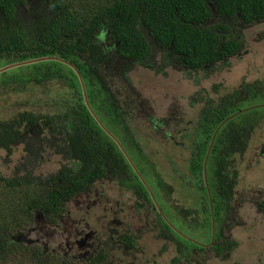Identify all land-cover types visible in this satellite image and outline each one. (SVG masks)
Masks as SVG:
<instances>
[{"label": "trees", "instance_id": "16d2710c", "mask_svg": "<svg viewBox=\"0 0 264 264\" xmlns=\"http://www.w3.org/2000/svg\"><path fill=\"white\" fill-rule=\"evenodd\" d=\"M99 1L83 0V4L74 5L70 0H0V69L45 57H56L75 65L84 78L91 106L98 117L123 143L145 180L155 182L151 183L155 184L153 192L167 218L180 233L201 243L210 242L212 215L206 188L203 185L202 224L197 223L199 219L194 223L189 221L199 213L192 210L193 207L178 209L168 206L173 188L164 183L156 165L136 141L129 115L116 103L109 79L102 72L103 63L112 62V58L99 36L105 30L108 42L119 44L115 53L126 62L121 71L125 80L134 66L148 65L158 49L164 57L161 74L166 68H174L184 78L199 84L201 78L208 77L207 70H215L217 63L228 65L229 61L224 60L243 52L242 28L264 23V0ZM28 67L32 72L24 76L15 73L12 78L9 73L2 75L6 79L3 84L42 87L60 83L74 92L72 105L58 115L26 110L17 112L9 120L0 119V150L12 156L15 147L25 145L27 157L31 160L38 157V161L46 150H50L67 164L57 174L46 177L30 170H19L17 177L12 179L0 174V264H13V256H16L15 264H77L63 256L58 263L53 262L47 255L46 240L41 247L28 245L27 250L32 249L35 257L27 258L24 252L18 255L22 244L15 236L23 235L26 230L18 221L19 216L26 219L42 216L49 223L56 224L62 216L68 215L70 205L77 198L109 178L131 191L143 207L150 208L151 205L155 212L157 210L149 191L123 152L86 107L74 70L59 62ZM200 74H204L203 77ZM127 82L131 85L130 80ZM218 103L214 100L205 103L200 120L190 134L192 156L189 170L200 181H203L204 162L213 135L224 121L244 108L239 92ZM261 114V110H254L231 120L215 139L207 165L217 226L222 220L218 214L227 204L226 197L232 194L226 181V164L233 157L232 135L239 134L238 131L252 133L259 122L256 116ZM19 207L24 210L12 213L10 217L14 219L13 227L5 215ZM176 209L179 211L175 212ZM157 216L169 235V242L180 255L175 262L184 259L186 264L193 263L197 254L205 253V248L187 240L159 214ZM199 229L205 233L198 239L196 231ZM217 233L222 239L223 231L216 230ZM114 238L118 239L117 243L121 241L130 248L136 247L140 241L136 234L124 232L109 235L111 242ZM226 245L229 247L230 244ZM93 251L95 254L87 262L83 260L84 264L111 262L108 249ZM45 256L50 259L45 260Z\"/></svg>", "mask_w": 264, "mask_h": 264}, {"label": "rangeland", "instance_id": "374dc122", "mask_svg": "<svg viewBox=\"0 0 264 264\" xmlns=\"http://www.w3.org/2000/svg\"><path fill=\"white\" fill-rule=\"evenodd\" d=\"M105 1L108 0L99 2ZM70 2L74 5L83 4V0H70ZM242 34L245 46L243 52L232 58L228 65L217 63L216 69L208 74L207 78H201L198 81L199 84L184 78L182 73L174 68L165 70L163 75H157L155 69L162 63V54L158 49L154 51L149 62L150 65L147 67L134 66L129 73L134 86L131 92L133 93L132 97L131 90L123 78L120 80L115 77L114 85L111 84L114 94L121 93L120 102H125L127 95L135 103L126 107L130 114L134 137L156 165L162 179L174 188L173 205L184 209L193 207L192 210L199 212L198 215H194L195 219H189L193 223L199 219L197 223L202 224L200 215L203 212V204L194 192H189L191 189L188 187L194 185L189 180L192 178L189 170L191 140L186 145L184 144V149H180L172 141L156 138L151 131L148 118L145 115L142 116L143 110L146 112L147 110H157L155 117L160 118L163 113L158 109V105L163 101L167 102L170 117L176 116L177 111L182 113L183 109L186 119L190 122L191 134L199 120L201 109L208 99L219 102L220 97L222 99L226 95L230 96L235 89L240 92L242 87L246 91L248 86L246 84H253L256 81L259 86L264 88L262 81L264 76V23L244 27ZM117 65L120 66L121 63L118 61ZM151 65L157 67L154 68ZM30 72H32V68L24 67L4 74L9 73L12 78L14 73L20 77ZM4 74L0 75L2 84L6 81L2 78ZM203 75L200 74L201 77ZM109 80L112 83L111 79ZM2 84L0 85L1 120H9L17 112L26 110L39 111L45 115H58L64 113L72 105L73 92L60 83H57L58 85L50 83V85L42 87L34 84L8 83L5 86ZM242 106L251 105L247 101H243ZM261 113H264V110H261ZM176 140L181 142L179 139ZM263 147L264 119L255 129L249 145L250 149L244 159L242 160L240 157L235 159L238 175L235 206L239 201L242 202V205H247L245 200L255 204L257 196L261 194L260 189H264V157L261 156ZM15 148L12 156L0 150V174L6 178L17 177L19 170L21 172L24 170L34 171L43 177L51 176L57 174L67 164L62 157L56 156L50 150H46L43 158L38 161V157H35V160L27 157L25 145ZM256 155L261 160L259 167H255ZM178 179L181 182L178 183ZM101 183L96 184L88 194L77 198L70 205L68 215L62 216L56 224L49 223L42 216L35 215L32 219L19 216L18 221L20 224H24L26 230L23 235L15 236L22 244V248L18 249L17 254L24 252L27 258L35 257L32 249L27 250L28 245L29 247H41V243L46 240L47 255L51 256L55 263L66 257L76 261L77 264H84L95 254L94 249L106 248L110 250L111 262L109 264H186L184 259L181 262H175V259L180 257L175 246L171 244L166 249L164 247L166 243L158 238L157 226L154 223L156 213L152 208H148L147 211L140 210L142 202L118 182ZM209 206L210 211L213 209V215H215V208L210 200ZM23 210L22 207H19L6 214V221L14 227V219L10 218L12 213ZM246 215L251 216L255 230L251 227L243 233L244 230L240 228H244L245 223L242 225L238 223L236 226L230 220H227L226 223L229 233L236 228L240 229L235 231L233 237L239 243L234 254L225 259L226 261H221L214 259L212 253L208 251L202 255L197 254L193 264H260V261H264V221L260 222L256 210L252 214L244 211L234 215L233 220L241 219ZM125 225L135 233L139 231L136 235L140 241L132 250H112L113 246L108 244L109 235H112L113 232L123 233ZM150 225L152 230L149 228ZM204 233V230L196 231V234H199L198 238H201ZM256 241H260L261 247L255 245ZM15 257L12 258L13 264H15ZM49 259L45 256V260Z\"/></svg>", "mask_w": 264, "mask_h": 264}, {"label": "flooded vegetation", "instance_id": "af4514ba", "mask_svg": "<svg viewBox=\"0 0 264 264\" xmlns=\"http://www.w3.org/2000/svg\"><path fill=\"white\" fill-rule=\"evenodd\" d=\"M99 39L101 40L102 46L105 49H107V51L109 52V54L111 55V58H112V62L107 61V62L103 63L102 72H103V74H105V76L108 79H111L112 83H110V80H109L110 85L111 84L114 85V78L115 77L119 78L120 80H121V78L124 79V77L121 74V71H122V68L125 66L126 62H124L122 59H120V57L118 55H116L115 52H116V49L119 46V44L111 45L108 42L109 41V37L105 35V31L102 32V34L99 36ZM161 58H162V63L158 66L157 69H155V72L159 76L161 75V72H162L161 70L163 69V62H164V57L162 56ZM151 59H152V57H151ZM118 61L121 63L120 66L117 65ZM148 65H146V67ZM139 66H142V65H139V64L136 65V67H139ZM151 67L156 68L157 66L151 65ZM111 75L113 77H110ZM127 79L130 80L131 85H129V83L127 82ZM127 79L126 80L124 79V80H125V82L127 83L128 87L131 90L130 94H131V97H132L133 93H131V92H132L134 86L132 84V80H131L129 74L127 75ZM262 81L264 83V76H263V80ZM246 85H248L246 91H244L243 90L244 87H242L241 91L239 93H240V96H241V101L242 102L243 101H247L248 103H250L251 106H248V107L247 106H243L244 108L240 112L235 114L237 116L234 119H232V120H235L238 117H240L241 115H244V114H246V113H248L250 111L264 110V88L258 85V81L254 82L253 84H249L248 83ZM3 86H5V85H3ZM249 87H251V89H249ZM66 89H67V87H66ZM237 93H238V90L235 89L234 93H231L230 96L236 95ZM114 95H115L114 97H115L116 103H118L119 105H121L125 109L124 112L127 113L129 115V118H130V114L127 112L128 109L126 107L132 106V105L135 104L133 102L132 98H128V96L126 95L125 96L126 100H125V102L122 103L119 100L121 93H117V94H114ZM73 96H74V92H73ZM226 96H224V97H226ZM219 99L222 100L221 97ZM89 101H90V99H89ZM217 104H220V103L217 102ZM181 108H183V107L181 106ZM158 109H160V111L163 113V116H161L160 118L155 117V113L157 112V110H155V111L147 110V112L143 110L142 116L145 115L148 118V121L150 122L151 131L154 133L156 138H160V139H163V140L168 141V142L172 141V142H174L176 144V146L178 148L184 149L186 143L188 141L190 142V140H191L190 130H189L190 122H189L188 119H186V115L184 113V110L182 109V113L180 111H177V115L176 116L172 115V117H170L169 115H171V114L168 111V105H167L166 101L161 102L158 105ZM248 109H252V110H249V111L245 112ZM200 114H201V112H200ZM256 118L259 119V122H258V124H259L264 119V113L261 114V115H257ZM199 120H200V116H199ZM230 121H228L225 125H227ZM255 129H254V131H255ZM254 131L252 133H250L249 135H248V133L240 132V131H238L239 134L235 133V134L232 135L233 157H231L228 160V162H227L228 164H226V167H227V170H226L227 180L226 181H228V184L230 185L232 194L230 196L226 197L227 204H226V206H222L223 210L220 212V214H218L220 216V218H222V220H219L218 226L216 225L217 221H216L215 215H213L214 216V224L216 226V230L223 231V238H222L223 240L219 239V237H217L218 233L216 234V232H215L216 237L213 238V233H212L211 241L210 242H206L205 241L206 243L203 242L202 244H201V242L190 238L191 240L195 241L196 243H198L200 245H203L204 246L203 248H205L207 250V251H205V253L210 251L212 253V255L214 256V259H219L221 261H226L225 259H227L231 254H234L236 252V250L238 249V247H239L238 241L233 238L234 235H235V231L236 230L242 229V230H244L243 233L246 232L247 230H249L251 227L253 228V230H255L253 222H252V219H251V216L246 215L245 217H242L241 219L233 220L234 215L240 214V213H242L244 211L246 213H248V214H252L256 210L258 212V219H260V222L264 221V210L262 209V204L264 203V189L263 188L260 189L261 190V192H260L261 194H259L257 196L258 199L255 201L256 205L254 204V202H249L248 200H245L244 202L247 205H242V202L239 201V202H237V204L235 206V196L237 194V189H238V175H237V172H236L237 171L236 170L237 169V162H236L235 159L237 157H240L242 160L244 159L245 155L247 154V152L250 149L249 145H250V142L252 141V138L254 136ZM175 135L178 136V137L175 138L174 137ZM176 139H179L181 142H179ZM208 151H209V149H208ZM208 151H207V154H208ZM211 152H212V150H211ZM191 156H192V153H191ZM261 156L264 157V147L262 148ZM206 158H207V155H206ZM205 161H206V159H205ZM260 164H261V160L256 155L255 167H259ZM204 165H205V162H204ZM210 176H211V174H209L208 165L206 166V168L204 166L203 167V181L195 179L194 175L191 174L192 178H190L191 179L190 182L193 183L194 185L193 186H188L187 185V186L191 189L190 191L192 193L194 192L195 195H197V197L200 200L204 201L203 200L204 199V197H203L204 195H203V189H202V187L204 185V187L207 190L208 199L209 200L211 199V201L213 203V195H212V191H211V188H210V179H209ZM205 179H206V183L208 184V187L206 186ZM221 180L222 179H221V176H220V181H219V179H217V181H219L221 183ZM263 180H264V178H263ZM110 182H117V181H111V178H109L108 180L104 179L102 181V183L99 182L98 184H100V183L104 184V183H110ZM179 182H181L180 179H178V183ZM147 183H148L149 187L153 191V188H154L155 184L151 185V183H155V182L153 180H151L150 182L147 181ZM164 183L166 185H168V187H169V184H167L165 181H164ZM93 188H91L90 191H92ZM159 193L161 194L162 191H159ZM149 195L151 197L150 192H149ZM173 195H174V188H173L172 194L170 195L171 200L168 201V206L169 207L173 205V201H172L173 200L172 199ZM209 196H210V198H209ZM213 205H214V203H213ZM141 206L143 207V205L140 204V207ZM173 206L177 207L178 209L180 208V206L175 205V204ZM150 208H152L151 205H150ZM144 209H145V211H147L148 208L143 207L141 210H144ZM178 209H176L175 212L179 211ZM203 209H204V207H203ZM162 211H163V209H162ZM155 213H156V218H155L156 220H155L154 223L157 226L158 238L163 240V242L166 243V245L164 247L167 249L171 245V242H169V240H168L169 235H168V233L166 231L163 230L162 225L160 224L159 218H158L157 215L159 214L160 217L163 218V220L166 222V224H168V222L158 212V210ZM163 214L165 215L164 212H163ZM166 218H167V216H166ZM167 219H168V221L170 223H172L174 225V223L172 221H170L169 218H167ZM227 220H230V222H232L235 226L238 223L241 224V225L245 223V227L244 228L241 227L240 229L236 228L233 231H231V233H229L228 232V228L226 226ZM212 225H213V222H212ZM126 228L127 227L125 225L124 233H126V234H129V233L138 234L139 233V231L135 233V232L132 231L131 228L128 229V230ZM149 228L152 230V226L151 225L149 226ZM114 239L115 240H113L112 242L110 241V239H108V244L113 246L112 250L119 249V250L122 251V249L123 250H125V249L132 250L133 249V248H130V245H127V244H125V243H123L121 241H120V243H117V242H119L117 238H114ZM172 239L174 241H176L174 238H171V240ZM260 241H256L255 245L261 247V244H259ZM226 243L230 244L229 247L226 245ZM198 244H196V245H198ZM200 247H202V246H200ZM222 248H223V250H222ZM187 264H193V263L191 261L190 263H187ZM235 264H238V263H235ZM260 264H264V261H260Z\"/></svg>", "mask_w": 264, "mask_h": 264}, {"label": "water", "instance_id": "95a60500", "mask_svg": "<svg viewBox=\"0 0 264 264\" xmlns=\"http://www.w3.org/2000/svg\"><path fill=\"white\" fill-rule=\"evenodd\" d=\"M45 62H59V63H62V64H65L67 66H69L71 69L74 70V72L76 73V75L78 76V79L80 81V84H81V88H82V93H83V98H84V102L86 104V107L88 108L89 112L91 113V115L93 116V118L96 120V122L98 123V125L103 129V131L112 139L116 142V144L118 145V147L120 148V150L123 152L124 156L127 158L128 162L130 163V165L132 166L134 172L136 173V175L139 177V179L141 180V182L144 184V186L148 189V191L150 192L151 194V197L154 201V204L158 210V212L165 218V220L168 222V224L172 227V229L179 233L180 235H182L183 237H185L187 240L189 241H192L193 243L195 244H198L196 243L195 241L191 240L189 237L185 236L184 234L180 233L176 228L175 226L170 223L168 221V219L166 218V216L163 214V211L158 203V201L156 200L155 198V195L152 191V189L149 187L147 181L145 180V178L143 177V175L141 174V172L139 171V169L137 168V166L135 165V163L133 162L131 156L129 155V153L127 152V150L125 149V147L123 146V144L121 143V141L109 130L107 129V127L103 124V122L101 121V119L98 117V115L96 114V112L94 111V109L92 108L91 104H90V101H89V97H88V92H87V88H86V84H85V81H84V78L80 72V70L75 66L73 65L72 63H69V62H66L62 59H59V58H56V57H45V58H40V59H33V60H28V61H24V62H19V63H14V64H11L9 66H6L4 68H1L0 69V75L1 74H4L8 71H11V70H14V69H19V68H22V67H28V66H32V65H36V64H40V63H45ZM250 109L246 110L245 112L249 111ZM244 113V112H243ZM237 115H234L232 117H230L229 119H227L226 121H224L218 128V130L215 132L212 140H211V144H210V147H209V151H208V154H207V158H206V161H205V168L207 166V160H208V157L211 153V150L213 148V145H214V142H215V139L218 135V133L220 132V130L224 127V125L234 119ZM205 172V171H204ZM205 183H206V179H205ZM206 186L208 187V184L206 183ZM210 198V196H209ZM211 201V199H210ZM212 211V222H213V225H212V233H213V238L215 237V224H214V216H213V209H211ZM199 246H202L204 247L203 245H200L198 244Z\"/></svg>", "mask_w": 264, "mask_h": 264}, {"label": "clouds", "instance_id": "9594fccd", "mask_svg": "<svg viewBox=\"0 0 264 264\" xmlns=\"http://www.w3.org/2000/svg\"><path fill=\"white\" fill-rule=\"evenodd\" d=\"M104 31H105V30H104ZM234 32H236V31H234ZM236 36H238L237 32H236ZM241 53H242V52H241ZM241 53L237 54V55L234 56L233 58L239 56ZM231 59H232V58H228V59H226V60H224V61H227V60L230 61ZM150 61H151V60H150ZM150 61H149V62H150ZM228 64H229V63H228ZM149 65H150V64H149ZM8 66H9V65H8ZM22 68H24V67H22ZM210 68H211V67H209V68H203V69H210ZM168 69H169V68H166V69H164V70H168ZM213 71H214V70L211 71V69H210V70H207V73L210 74V73L213 72ZM161 75H163V74H161ZM208 100H211V99H208ZM208 100H207V101H208ZM207 101H206V102H207ZM206 102H205V103H206ZM204 105H205V104H204ZM250 110H252V109H250ZM201 111H202V109H201ZM217 130H218V129H217ZM88 193H89V191H88ZM88 193H87V194H88ZM155 207H156V206H155ZM156 209H157V208H156ZM215 230H216V226H215ZM215 232H216V231H215Z\"/></svg>", "mask_w": 264, "mask_h": 264}]
</instances>
